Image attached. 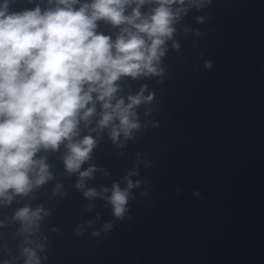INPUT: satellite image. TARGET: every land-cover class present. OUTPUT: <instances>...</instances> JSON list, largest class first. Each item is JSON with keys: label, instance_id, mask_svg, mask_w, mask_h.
I'll use <instances>...</instances> for the list:
<instances>
[{"label": "clouds", "instance_id": "1", "mask_svg": "<svg viewBox=\"0 0 264 264\" xmlns=\"http://www.w3.org/2000/svg\"><path fill=\"white\" fill-rule=\"evenodd\" d=\"M12 2L0 3V201L4 203L27 196L52 179L46 157L38 158L42 150L55 152L64 146V168L79 174L77 188L92 179L94 165L81 171L97 147L91 132L109 129L113 143L121 135L131 139V133L140 129L136 109L153 100L151 93L144 95V85L126 102L118 95V81L162 76L158 65L166 42L176 32L175 23L191 6H207L210 0H188L187 5L186 0H47L45 8L37 4L19 11L10 10ZM146 4L155 6L142 12ZM99 21L119 29L115 39L98 31ZM205 67L211 68V63ZM97 105L99 119L92 128ZM82 124L89 134L81 138ZM124 180L125 188L113 183L110 195L101 197L117 218H123L130 190L136 186L129 177ZM97 195L94 188L84 192L86 198ZM41 211L26 206L14 218L22 231H28L41 219ZM22 254L24 264H40L34 249L25 248Z\"/></svg>", "mask_w": 264, "mask_h": 264}]
</instances>
